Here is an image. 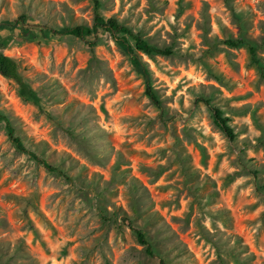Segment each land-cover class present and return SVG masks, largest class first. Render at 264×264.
Segmentation results:
<instances>
[{
	"label": "rangeland",
	"instance_id": "rangeland-1",
	"mask_svg": "<svg viewBox=\"0 0 264 264\" xmlns=\"http://www.w3.org/2000/svg\"><path fill=\"white\" fill-rule=\"evenodd\" d=\"M98 1L173 48L139 52L161 104L131 37L99 27L22 42L1 28L34 94L0 74V115L60 170L18 149L0 118V264H264V0ZM95 12V0H0V21L60 31L92 28Z\"/></svg>",
	"mask_w": 264,
	"mask_h": 264
},
{
	"label": "trees",
	"instance_id": "trees-1",
	"mask_svg": "<svg viewBox=\"0 0 264 264\" xmlns=\"http://www.w3.org/2000/svg\"><path fill=\"white\" fill-rule=\"evenodd\" d=\"M95 2H96L95 24L92 28L84 25H79L76 27H68L60 31L59 29H55L46 24L31 22L29 21L27 15L23 14L14 20L0 21V29L3 27H9L11 29H16V28L20 29L21 34L19 35L20 38L19 40H21L22 42L35 40L36 34H45V33H50L51 35L54 36L69 34L76 36L80 39H84L88 34L92 32H96L99 27L103 28L106 31L111 32L114 35L122 33L124 35V39H126L125 38L126 36L131 37L135 42V46L130 47L132 49V53L134 54L133 63L137 68V70L141 71L143 76L148 81L147 89H146L148 96L155 104L160 105L161 100L158 94L156 93V91L154 90L153 86L149 82V80L151 79V71L147 67H145L144 62L140 58L141 56L139 52H142L149 56H155L157 54L172 55L174 53L173 48L169 46H161L155 42L150 41L148 38L144 37L141 32L135 31L131 25L121 21L117 17H108V18L105 17L102 14V12L98 9L100 2L98 0H95ZM226 42L228 45L234 47H238L242 43L241 40H233V39L228 40ZM7 45H8L7 43L0 42V49L6 48ZM251 53L254 62L259 64L260 61L257 58L255 47H251ZM260 70L262 74H264V67H262V65H260ZM0 74L6 77L7 79L11 80L12 82H14L20 90H23L30 94H34L29 81L22 73V65L20 61L1 50H0ZM205 101L210 106L211 110L214 113L216 124L231 139L235 138L236 135L234 129L230 126L228 117L223 115L224 113L223 109L218 106L212 105L210 103L211 101L208 99H205ZM0 118H3L6 121L9 137L14 142V144L17 146L18 149L31 154L38 162L43 164L49 170H60L56 165L51 163L46 158L41 157L33 150L28 149L23 139L17 134V129L14 126L11 118L3 115H0ZM122 220L132 230H134L139 242L146 246L147 253L152 256H156L154 247L151 241L149 240L146 232L142 230L139 226H137L129 215H124L122 217ZM161 262L164 263L165 262L164 259H161Z\"/></svg>",
	"mask_w": 264,
	"mask_h": 264
}]
</instances>
